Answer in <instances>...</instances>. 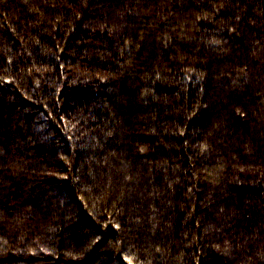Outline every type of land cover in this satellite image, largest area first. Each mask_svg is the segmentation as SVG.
Segmentation results:
<instances>
[{
  "label": "trees",
  "instance_id": "obj_1",
  "mask_svg": "<svg viewBox=\"0 0 264 264\" xmlns=\"http://www.w3.org/2000/svg\"><path fill=\"white\" fill-rule=\"evenodd\" d=\"M0 264H264V0H0Z\"/></svg>",
  "mask_w": 264,
  "mask_h": 264
}]
</instances>
